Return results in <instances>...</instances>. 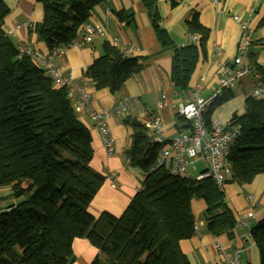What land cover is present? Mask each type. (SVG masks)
<instances>
[{
    "label": "trees",
    "instance_id": "trees-1",
    "mask_svg": "<svg viewBox=\"0 0 264 264\" xmlns=\"http://www.w3.org/2000/svg\"><path fill=\"white\" fill-rule=\"evenodd\" d=\"M37 1L43 20L35 30L50 52L76 41L104 0ZM9 15L10 8L0 0V187L18 192L29 180L34 190L0 210V264H74L72 244L77 238L100 250L92 264H190L180 243L196 234L193 200L205 202L204 220L211 234L233 239L237 219L223 188L212 179L196 181L154 168L161 146L148 138L139 122L131 123L126 157L130 167L144 174L142 187L120 217L109 212L94 217L89 208L105 178L91 167L90 133L68 97V87L55 84L7 35L4 25ZM117 17L120 22L128 19L121 12ZM158 21L155 14L159 42L164 48L174 47ZM188 28L202 40L200 47L175 48L170 79L183 92L191 88L209 36L197 16ZM250 62L257 64L251 57ZM140 69L138 58L106 41L85 76L97 90L116 93ZM233 97L227 90L208 108V124L214 111ZM229 124L238 127L240 135L230 146L228 182L250 184L264 174V99L246 98L244 113L233 115ZM251 234L264 264V218Z\"/></svg>",
    "mask_w": 264,
    "mask_h": 264
},
{
    "label": "crops",
    "instance_id": "crops-1",
    "mask_svg": "<svg viewBox=\"0 0 264 264\" xmlns=\"http://www.w3.org/2000/svg\"><path fill=\"white\" fill-rule=\"evenodd\" d=\"M5 2L10 8V15L5 20L4 29L6 32L14 31L13 41L18 46L33 49L41 57L48 55V48L38 39L35 30L36 25L43 20L42 5L37 0ZM252 5L256 10L250 21L253 31L250 57L264 70V0H222L217 5H213L212 0H104L95 7L88 22L103 26L104 36L97 35L91 43L67 48L56 62L68 70L75 83L86 88L90 95L91 110H111L123 97L132 101L125 114H111L108 119L109 135L115 141V152L112 156H107L101 132L90 118L88 110L83 109L77 113L92 139L94 156L91 167L105 178L89 208L94 217L98 218L103 212L120 217L142 187L144 174L130 167L126 157V150L132 143L131 123H142L145 110L151 108L159 111L162 116L163 135L166 138L185 131L187 126L182 128L186 123L179 116V107L185 102L186 92L203 87L201 94L206 97L217 89L216 71L221 64L232 62L242 34L234 16L246 19L247 10ZM120 12L128 19L120 22L117 17ZM155 14L159 18L158 24L169 34L174 47L164 48L159 42L153 27ZM194 16L209 31V36L192 77L191 88L183 92L175 88L170 79L172 58L175 48L184 46L192 35L188 25ZM27 23L30 26L17 29L18 25ZM196 35L198 41L190 45L200 47L202 36ZM106 41L113 46L116 41L117 48L138 58L141 64L140 71L132 75L116 93L108 89L97 90L85 76L89 66L102 55V47ZM218 47L220 53H216ZM252 89V79L243 78L232 90L233 99L218 107L212 120L228 123L233 115L243 114L246 97L251 94ZM74 95L75 100L79 99L78 91ZM161 102L164 105L159 109ZM224 190L227 203L236 219L249 210L245 199L248 193L254 194L258 200V206L254 210L256 218L250 221V228L264 218V206L261 207L264 198V175H257L252 183L246 185L227 182ZM22 191L23 188L18 193ZM191 208L199 230L192 238L180 243V248L190 264H216L219 259L216 248L218 243L229 251L240 250L242 264H260V250L246 237V230L237 225L233 239L225 234L214 236L207 230L204 220L205 202L193 200ZM72 250L74 264H92L101 254L99 249L84 238L75 239Z\"/></svg>",
    "mask_w": 264,
    "mask_h": 264
},
{
    "label": "built area",
    "instance_id": "built-area-1",
    "mask_svg": "<svg viewBox=\"0 0 264 264\" xmlns=\"http://www.w3.org/2000/svg\"><path fill=\"white\" fill-rule=\"evenodd\" d=\"M222 0H212L213 5H217ZM256 7L250 6L247 10V18L243 19L234 16L241 29V38L237 48V54L232 62H226L219 66L216 71L218 87L209 96H202L203 87L188 90L185 94V102L179 107V116L187 125L185 131H180L172 138L163 135L164 121L159 111L148 108L144 112L145 119L142 124L146 128L148 138L161 146L160 152L154 168H163L172 176H180L194 179L191 170L199 171L194 179L196 181L212 179L223 188L230 180L232 171L229 162L230 146L240 135L238 127L228 123L212 120L210 124L205 119L208 108L227 90H233L236 85L246 77L253 81V89L248 97L254 99H264V73L258 68V64L250 62V54L253 44V31L250 21L255 13ZM30 24H20L17 29H21ZM13 37L14 31L6 32ZM104 28L101 25H94L86 22L81 31L79 39L65 46L55 48L45 57L39 56L33 49L20 47L23 54L29 55L46 74L53 79L55 84L68 87V97L72 101L76 113L87 109L90 118L98 126L107 156H112L115 152V141L109 135L108 119L111 114L123 115L127 112L132 101L128 97H123L111 109L93 111L90 109V95L86 88L72 80L68 70L58 65L59 59L67 48L72 46H83L91 43L95 36H104ZM198 41L196 34L190 35L185 45H190ZM114 45L117 43L114 41ZM220 48H216V53H220ZM75 91L80 94L79 99L75 100ZM163 102L159 104V109L163 108ZM203 167L199 170L198 165ZM115 187V183H113ZM249 210L237 218V225L246 230V237L253 241L250 221L256 218L255 208L258 206L257 197L248 193L245 197ZM196 232L199 230L195 225ZM253 244L256 243L253 241ZM219 259L216 264H242L240 250L229 251L221 244H216Z\"/></svg>",
    "mask_w": 264,
    "mask_h": 264
},
{
    "label": "rangeland",
    "instance_id": "rangeland-1",
    "mask_svg": "<svg viewBox=\"0 0 264 264\" xmlns=\"http://www.w3.org/2000/svg\"><path fill=\"white\" fill-rule=\"evenodd\" d=\"M202 167H203L202 164L198 165L199 170ZM191 174H192V177L195 179L197 177V175L199 174V171L191 170ZM262 175H264V174H262ZM22 184H23V187H21V190L23 188V191L20 192V193H18L19 191L18 192H14L12 190L11 186L0 187V210L4 209L5 207H7L8 205H10L12 203H16L17 200H18V202L22 201V200L28 198L31 195V193L34 190L33 183L31 181H29V180H24V182ZM226 184L223 187V190L225 189ZM262 206H264V198H263V200L261 202V207Z\"/></svg>",
    "mask_w": 264,
    "mask_h": 264
}]
</instances>
